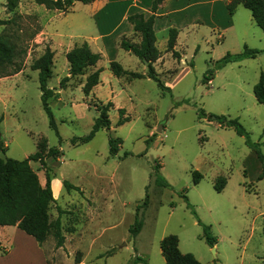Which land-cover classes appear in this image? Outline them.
Wrapping results in <instances>:
<instances>
[{"label":"rangeland","instance_id":"rangeland-1","mask_svg":"<svg viewBox=\"0 0 264 264\" xmlns=\"http://www.w3.org/2000/svg\"><path fill=\"white\" fill-rule=\"evenodd\" d=\"M226 2L180 0V12L158 19L159 40L164 25L178 27L177 57L166 50L165 43L162 50L161 42L155 43L161 56L153 65L170 88L161 90L146 76L109 78L111 60L126 69L147 72L141 59L135 62L133 54L128 56L115 43L114 35L106 39L107 52L95 67L70 76L65 53L85 41V34L94 32L86 27L88 5L75 1L62 11L47 9L34 0H19L10 12L5 0H0V18L14 19L0 26V33L9 34L22 50L16 59L21 71L0 78L4 148L0 147V157L24 159L36 151L45 154L49 147L60 150L57 158H44L52 180L60 183L53 185L55 200L49 205V217L51 221L60 218L64 235L62 247L55 246L52 234L42 245L50 264H75L76 255L79 264H143L135 262L139 256L149 264H166L159 242L170 233L177 235L180 251L192 253L201 264H264V177L258 179L264 170V104L253 94V86L264 74V32L248 9L238 5L230 15ZM118 19L114 14L111 22ZM96 21L101 24V17ZM139 38L138 33L126 39ZM89 40L98 51L99 37L92 35ZM46 46L54 51L47 85L56 93L48 103L57 131L49 126L41 104L38 71L30 66ZM244 46L260 52L253 58L215 66L227 52H242ZM98 65L104 66V87L110 83L108 100L83 92L87 75ZM204 75L211 79L203 82ZM101 101H112L110 127L98 130L88 142H73L74 137L89 133L98 116L94 104ZM120 107L129 120L117 125ZM203 112L206 115L201 117ZM208 114L237 118L250 139L259 144L262 158L233 128L219 126ZM110 137L121 139L115 155L109 152ZM29 163L43 184L45 168L39 161ZM194 170L202 175L197 183L193 182ZM158 178L168 185H161ZM63 179L78 189L67 191ZM183 195L216 237L212 247ZM145 196L147 205L142 206ZM136 207L143 224L132 236L129 228ZM0 233H9L8 248L13 243L21 249L17 257L31 256L34 245L23 231L4 226Z\"/></svg>","mask_w":264,"mask_h":264},{"label":"trees","instance_id":"trees-1","mask_svg":"<svg viewBox=\"0 0 264 264\" xmlns=\"http://www.w3.org/2000/svg\"><path fill=\"white\" fill-rule=\"evenodd\" d=\"M37 4L43 5L47 9L66 10L71 7L75 1H79L83 4L92 3L95 0H34ZM164 0H152L150 11L148 15L143 12L131 13L127 16V21L133 26V30L140 34L139 43L130 42L126 38H122L120 46L125 51L131 52L139 59L146 60V74L125 69L118 61H109V69L115 77L129 76L131 79L142 78L146 76L154 80L157 86L161 90L170 89L166 86L158 76L153 63L160 58L161 54L156 47V35L154 31L155 12L159 5ZM19 0H5V7L8 11L13 12L17 7ZM238 5H242L248 9L251 13V17L257 26L264 32V0H227L226 7L230 15H232ZM14 19H2L0 18V26H4L9 23H13ZM177 29L171 27L168 29V38L166 43V50L171 51L174 57L178 56V52L174 46L177 38ZM18 44L14 38L9 34L0 33V78L16 74L21 71L22 65L16 61L19 53ZM260 50L249 48L244 46V50L239 53L227 52L224 56L215 61V66L220 68L229 62L240 61L245 58L255 57ZM54 51L46 46L43 53L33 59L31 63V69L38 71V83L41 91V104L48 117L49 126L57 131L56 123L53 117V113L49 106V98L56 96L53 88H49L47 85L48 79L52 74V60ZM65 58L68 62V73L70 76H77L85 74L86 70L91 67H95L98 61L101 59V55L98 52H94L86 41L80 44L73 45L65 53ZM101 67L89 72L84 85L83 92L88 95L94 86L100 82ZM69 77H63L60 81L62 86L63 82L67 81ZM211 77H203V82ZM253 94L259 103L264 104V74L262 73L257 83L253 86ZM112 106L111 101L106 103L98 102L94 104L95 109L98 111V116L94 119L93 125L89 133L83 137H74L72 140H80L82 142H88L93 138L95 133L102 128L110 127V119L108 116V110ZM125 109L118 108L119 118L117 125H121L128 121V116H124ZM205 116L206 113H200V116ZM209 120L215 121L221 127H231L234 129L237 135L245 138L246 145L254 150L258 158H262L259 144L253 142L250 139L248 132L242 126L237 118H227L224 115H207ZM3 116L0 114V122ZM121 143L120 138L110 137L108 139L109 152L111 155H115L118 151V147ZM149 141H147V146ZM0 147L3 148V142L0 133ZM60 154V150L56 147H49L47 152L43 154L41 151H36L33 154L27 156L24 159H14L6 157L5 159L0 157V226H16L18 229L30 235L42 246L43 243L52 234L55 240L56 247H62L64 243V235L61 232V221L57 217L54 221L49 217V205L53 202L54 196L51 188L52 176L50 169L46 165L45 156H51V158H57ZM39 161L45 168V181L40 183L36 172L30 166V161ZM193 182L197 183L202 177L201 173L194 170ZM264 177V170L258 177L261 179ZM161 185L167 186L168 183L165 179L158 178ZM61 184L67 191L71 189H78L67 179H63ZM216 191H219L217 186H214ZM186 201V206L197 219L198 223L203 227V237L209 246H213L216 243V237L210 234L209 225L201 223L193 205L188 201L187 196L183 195ZM148 198L145 196L142 206L147 205ZM139 206V205H138ZM138 208L136 207L135 218L133 224L129 228V232L132 236H135L143 224V218L138 214ZM52 232V233H51ZM178 237L175 234H168L164 236L160 242L159 247L161 254L166 264H201L199 260L190 252H181L178 247ZM8 252L5 247L0 244V255H4ZM81 259L76 255L75 263H79ZM141 262L143 264H149L144 258L137 257L135 262ZM47 264H50L47 261Z\"/></svg>","mask_w":264,"mask_h":264},{"label":"crops","instance_id":"crops-1","mask_svg":"<svg viewBox=\"0 0 264 264\" xmlns=\"http://www.w3.org/2000/svg\"><path fill=\"white\" fill-rule=\"evenodd\" d=\"M180 0H164L156 10L155 14V20H154V31L156 35V42H161V46L159 50H162V46L164 43H167L168 38V29L171 27H175V25H170V23H167V25L163 27L165 29L164 32H162L161 39L159 40L157 37V31H156V23L159 18H162L167 15H172L175 13H178L181 8L178 7V3ZM152 0H95L92 3L86 4L88 5L89 13H87L86 17L88 18L87 28L92 27L93 33L85 34L86 42L89 44L90 48V40L92 35L98 36L101 40V47L99 46L98 52L102 57L105 55L106 50L108 49V46L106 44V39L110 38L112 35H114L113 40L115 43H118L120 46V41L122 38H134L135 34L138 35V33L134 32L133 26L130 22L127 21V16L131 13L135 12H143L145 14L151 13L150 6H151ZM178 11V12H177ZM114 14L119 15V19L117 21L111 22V17L114 16ZM101 17V24H98L96 21V17ZM110 21L111 23L107 24V22ZM93 24V25H92ZM92 25V26H91ZM178 30V27L176 28ZM140 38L137 40H134V43H139ZM73 47V46H72ZM71 47V48H72ZM110 47V46H109ZM128 56L132 57V53L125 51ZM134 61L136 62L138 59L133 54ZM104 69V66L98 65ZM103 69L100 73V82L94 86L91 90L93 94L96 95H104L106 98L105 100H108L109 96H111V88L110 83L108 82L105 86V82L102 78ZM126 69V68H125ZM129 70V69H128ZM114 74L110 75L109 78L111 79ZM102 102V101H101ZM112 102V101H111ZM103 103V102H102ZM57 184V186L60 184L59 181L52 180L51 182V188L53 190V185ZM0 228H4V226H0ZM5 230V229H4ZM26 237H28L33 245H34V251L32 252L31 256L26 257H17L18 253H20L21 249L15 245L10 244L9 248L5 244V241L8 239L9 233H0V244L2 247H5L8 252L4 255H0V264H47L48 260L46 258V254L42 248V246H39L38 243L34 240V238L30 235H27L26 233H22ZM44 244V243H43ZM27 254V252H26ZM75 263V262H74ZM81 263V261L79 262ZM75 263V264H79Z\"/></svg>","mask_w":264,"mask_h":264},{"label":"water","instance_id":"water-1","mask_svg":"<svg viewBox=\"0 0 264 264\" xmlns=\"http://www.w3.org/2000/svg\"><path fill=\"white\" fill-rule=\"evenodd\" d=\"M144 64L146 65L147 64V61L146 60H143ZM57 178L61 179V175L60 174H57ZM214 251V248L212 249Z\"/></svg>","mask_w":264,"mask_h":264}]
</instances>
